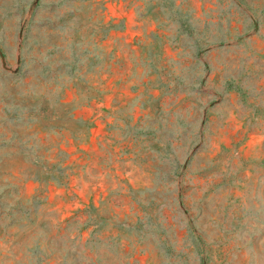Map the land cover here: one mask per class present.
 <instances>
[{
  "label": "rangeland",
  "instance_id": "obj_1",
  "mask_svg": "<svg viewBox=\"0 0 264 264\" xmlns=\"http://www.w3.org/2000/svg\"><path fill=\"white\" fill-rule=\"evenodd\" d=\"M0 264H264V0H0Z\"/></svg>",
  "mask_w": 264,
  "mask_h": 264
}]
</instances>
